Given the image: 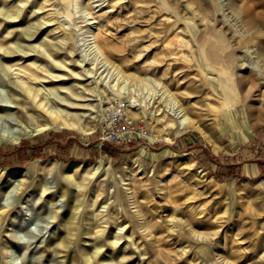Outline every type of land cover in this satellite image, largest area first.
<instances>
[{"label": "rangeland", "instance_id": "1", "mask_svg": "<svg viewBox=\"0 0 264 264\" xmlns=\"http://www.w3.org/2000/svg\"><path fill=\"white\" fill-rule=\"evenodd\" d=\"M228 1L0 0L1 127L3 113L47 123L30 87L64 97L58 108L91 132L0 143V174L21 173L0 179V264H264V167L247 170L264 161V77L243 64L264 45V0L256 30L234 11L241 0ZM130 97L162 123L173 98L195 128L176 137L133 107L149 138L104 142L103 106ZM235 130L255 145L234 155ZM76 164L70 184L60 170Z\"/></svg>", "mask_w": 264, "mask_h": 264}, {"label": "bare ground", "instance_id": "2", "mask_svg": "<svg viewBox=\"0 0 264 264\" xmlns=\"http://www.w3.org/2000/svg\"><path fill=\"white\" fill-rule=\"evenodd\" d=\"M63 1H67V0H63ZM228 3H230V4L232 3L233 4L234 1L233 0H229ZM212 4H214V3L212 2L211 5ZM240 4H242V6H240V7L233 6L234 11L237 12V13H243L245 15V18L244 17H240V19L241 18H244V19H241V20L244 23L248 24L249 27L251 28L252 26H254V24L256 23V19H257L256 18L257 15L255 14V0H241V3ZM201 5H202V3H201ZM201 5H199V6L201 7ZM211 7H213V6H211ZM217 8L218 9L221 8V13H222L221 15H223V17L227 16L226 11L224 10L223 2H221L219 4L216 3V9ZM204 9H206V8H204ZM212 11L213 10H211V12ZM206 12H209V10L206 11ZM206 12H204V14ZM92 14H93V12H92ZM89 15H90V13H89ZM244 15H241V16H244ZM215 16H216V14H215ZM253 29H255V28H253ZM250 35H249V32H248L247 35L243 34V37L244 38H245V36L247 37V39L245 38L247 40V42H253V40L255 38V35L258 36V37H261L264 34L261 33V30H260V31H256V34L254 35V37L253 36L250 37ZM259 45L260 46L259 47H256V48H254V45H253V48L249 47V48L246 49L247 50V54H249L248 55L249 56V60H248V62H245L243 64L245 65V67L247 69L251 70V72L252 71L253 72H256L258 75L264 77V45L262 43L259 44ZM244 52H246V51H244ZM99 53H100L101 57H103L104 59L107 58L101 50H100ZM241 61H243V60H241ZM244 65H243V67H244ZM2 70H4V68ZM89 71H91V70H89ZM2 73H3V71H2ZM91 74H94L93 75L94 77L97 74L100 75L98 69H96L95 72L92 71ZM121 78H124V80H125V77L124 76H121ZM21 79L22 78H20V80ZM25 83L26 82H21V85L24 86ZM115 85H114V87H116ZM145 85H147V84H145V83H143V84H136L135 86L137 88H140V90H141V88L144 90L145 89ZM251 87H252V85H251ZM251 87H249L248 89L251 90L250 89ZM117 90H119V92L122 93L123 90H124V87L123 86L122 87H119V88L117 87ZM26 91H27L28 95L29 94L32 95L33 98H34V100L37 101L38 107L41 108V110L47 114V117H48L47 120L48 121H47L46 124L39 125V126H35V124H33V122H32V124L34 126L33 125L31 126V125H27V124H25L22 121H20V120L17 119L18 120V123L14 124V123H12V121H9V119L11 118V116L9 118L8 114L3 113V119H5L4 121H7L6 122L7 124H5L6 126L4 125L5 127H3V125L1 127V125H0V143L7 142V143L19 144L20 141L23 138L27 137V136L34 135V134H38L40 132H45V131L50 130V129H54V130L68 129V130H72V131H75V132H78V133H81V134H90L91 133L90 131H88L82 125V123H81V121L79 119H77L75 117H72L69 114H65V112L61 108H58L61 105H65L66 100H65L64 97H62V96H56V97L50 98L49 96H51V95L39 96V94L33 92L30 87H27L26 88ZM135 91H137V90H135ZM113 97H114L115 100L118 99V97L116 95L113 96ZM130 98H131V100L129 102H131L132 106L135 107V109L138 111V115H141V116H143L146 119H149V120H152V121H155L157 123H160V124L164 125L165 126V129H168V128L169 129H172L174 131V135L176 137L177 136H180L184 132H187V130H190V129H194L195 128V124H196L195 123V120L192 117H190L187 114V111L184 108H182L181 105L177 101H175L173 98H169V101H168V104H167V105H169V109H168V115H169V118L168 119L169 120L165 121V123H162V122H164L163 119H161L159 117H156L155 112L149 110V107L145 103L146 102L145 100H143L144 102L143 101L142 102H139V100L137 99V97H136V99L138 101L135 98H133V97H130ZM138 102L140 103L139 104L140 107H136V106H138L137 105ZM262 103L264 104V99H263V102ZM34 104H36V103H34ZM37 105H36V107H37ZM226 105L227 106H230L231 104L227 101L226 102ZM261 105H260V108H261ZM100 111H101V107H100ZM29 117H31V116H29ZM32 120H34V119H32ZM2 122H3V120H2ZM16 125H19V126H16ZM81 165L82 164L72 165V166H70L68 169H66L64 171L60 170V172H61V174H63L64 176H66V178L68 179V181L71 182L70 184H72L73 182L76 181V177L74 176V173H76V172L79 171V167ZM19 176H21V173L18 172V171H13V172H8V173H5V172L2 173L1 172L0 179H2L4 177V178H6V180H10V182H11V181H14V179H16ZM41 183H44V182L42 181ZM90 205H92V204H90ZM92 207H94V206H92ZM91 214H92V212H91ZM2 216L3 215L1 213L0 214V220L2 219ZM93 217H95V216H93ZM69 231H71V229ZM53 249H55V248L53 247ZM4 250H5V254H4L5 259H10V260H12V262H14L16 260V258H17L18 245H16V244H10L9 246L4 247ZM50 250H52V247L51 246L45 251V253L50 252ZM84 253L87 254V251H84Z\"/></svg>", "mask_w": 264, "mask_h": 264}, {"label": "built area", "instance_id": "3", "mask_svg": "<svg viewBox=\"0 0 264 264\" xmlns=\"http://www.w3.org/2000/svg\"><path fill=\"white\" fill-rule=\"evenodd\" d=\"M132 108L128 100H118L103 106L100 130L104 142L125 144L149 138L147 128L131 116Z\"/></svg>", "mask_w": 264, "mask_h": 264}, {"label": "crops", "instance_id": "4", "mask_svg": "<svg viewBox=\"0 0 264 264\" xmlns=\"http://www.w3.org/2000/svg\"><path fill=\"white\" fill-rule=\"evenodd\" d=\"M252 141H253V137L249 134V133H243V132H237L236 130H235V132H234V136H233V138H232V141H231V146H233L234 148H233V151L231 152V154H237V152H238V150L240 149V148H238V149H236L235 150V148H236V146H244V145H248V146H254L255 145V143H252ZM260 143L262 144V145H264V141H260ZM263 153H264V150H263ZM255 161L256 160H254V163H255ZM257 163H248L247 164V170L248 171H252L253 173L254 172H256V171H258L259 172V167H264V161L262 160V161H260L259 162V160H257L256 161Z\"/></svg>", "mask_w": 264, "mask_h": 264}]
</instances>
